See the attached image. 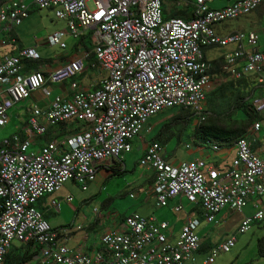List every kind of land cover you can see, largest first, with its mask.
Returning a JSON list of instances; mask_svg holds the SVG:
<instances>
[{
  "label": "built area",
  "instance_id": "built-area-1",
  "mask_svg": "<svg viewBox=\"0 0 264 264\" xmlns=\"http://www.w3.org/2000/svg\"><path fill=\"white\" fill-rule=\"evenodd\" d=\"M226 2L221 7L212 3ZM92 3L93 7H90ZM264 0H194L190 18L166 17L163 0H5L0 5V49L16 46L14 32L33 9L52 10L67 23L66 31L50 35L48 44L68 48L66 35L89 38L61 65L47 71L35 47L0 54V127L10 122L9 110L41 91L45 104H35L17 132L0 141V264L13 242L37 251L24 264H184L203 245L201 219L213 223L224 209L242 211L252 203L255 212L245 216L235 235L209 250L202 264H211L221 252H229L237 235L264 221V158L248 137L238 138L236 154L226 169L208 166L204 159L174 164L165 158V147L148 143L140 163L154 172L153 193L157 207L194 203L178 233L156 216L133 213L121 224L105 228L94 247L87 240L70 247L72 234L82 226L54 227L38 201L59 192L69 180L88 185L97 179L104 163L122 162L133 149L132 141L156 114L173 108L191 110L199 122L210 115L207 95L216 87L210 48L234 46L223 55L221 71L226 79L255 75L257 93L252 105L264 121V51L256 31L220 34L216 26L256 10ZM103 13V15H101ZM100 17L97 19V17ZM101 73L95 87L87 88L80 75L91 55ZM69 84V93H53L52 86ZM51 87V88H50ZM77 123L68 128L69 123ZM66 130L64 133L63 130ZM46 144L30 151L37 139ZM217 143L211 148L221 150ZM65 201L72 203L73 195ZM60 201L52 199L51 205ZM89 234L85 236L88 238Z\"/></svg>",
  "mask_w": 264,
  "mask_h": 264
},
{
  "label": "rangeland",
  "instance_id": "rangeland-1",
  "mask_svg": "<svg viewBox=\"0 0 264 264\" xmlns=\"http://www.w3.org/2000/svg\"><path fill=\"white\" fill-rule=\"evenodd\" d=\"M194 0H164V3L168 11H174L175 6L178 8H186ZM226 2L212 3L214 7H221ZM93 7L92 3L89 4ZM193 9V8H192ZM250 23L256 22L252 25L256 32L259 33V43L264 45V3L260 5L256 10L252 11L246 16H242L235 20H226L216 26V30L227 31L229 29H235L238 22ZM66 28L65 22L55 17L52 10L45 9H33L30 15L23 21V23L16 28V32L20 38L23 46L35 47L41 56L40 61L34 62L33 66L40 67L45 63H50L55 59L69 53L72 46L77 41L71 35H67L65 40L68 44V48L62 49L59 46H50L48 44V38L58 30H64ZM259 45V44H258ZM234 46L226 48H211L207 50L208 58L218 59L219 56L224 55L233 49ZM9 51V47L0 49L3 53L4 50ZM214 59V60H215ZM87 74L84 76V82L89 83L91 78L100 77L101 73L98 69L92 68L88 61ZM216 87L225 85L230 90L226 93L227 96L224 100H220L214 109H210V114L215 112L223 115H228L235 111L237 102V92H242V95L251 97L252 91H243L235 86L233 81V88L229 86L231 80L226 79V76L221 71V65L218 68V72L213 73ZM58 86V85H55ZM54 86H52L53 89ZM51 88V87H50ZM37 96L42 97V92L37 91L32 94L31 97L22 100L14 105L9 110L10 122L6 127H0V141L2 139L10 137L14 132H17L21 122L27 119L28 110L35 104H40ZM210 97L208 94L207 98ZM181 111L180 107L164 110L155 116L151 117L148 122L143 126L139 136L135 137L132 141L133 149L131 152L124 154V162L126 165L125 172L123 174H112L105 178L103 172L97 175L95 182L88 185L86 191L82 190V185L76 183L74 180H69L64 184L62 189L52 196H47L43 200L36 203V207L39 210L46 212L49 223L54 227H71L82 226V230L76 231L69 239L68 245L70 247H78L81 242L87 240L88 246L86 249L94 247L96 244L97 235L105 228H110L117 224H121L124 218L133 213L152 214L155 215L158 220H167L170 222L171 230L178 233L183 225L181 219L187 216L189 212L185 209L182 211H172L169 207H157L152 203H143L142 194L139 192L142 187L148 188L151 170H148L140 163L142 157V150L144 147L154 141L159 134H161L160 143L165 147L166 155L171 163H180L188 161L190 157V151L193 152L196 145L199 143L197 137L193 135L194 123L199 122L198 117L189 126H186L184 120L172 122L170 119L177 115L175 113ZM242 114L241 110H237L234 113L235 117H239ZM179 123V124H177ZM77 123H69L68 128H73ZM46 137L37 139V145H32L30 151L38 150L41 145L46 144ZM206 147H209L207 145ZM227 166L221 163L215 166L219 171L224 170ZM153 172V171H152ZM68 195L74 196V201L68 203L65 198ZM52 199L60 201L58 206H52ZM185 207L189 211L194 203L184 200ZM255 209L252 203L244 208L242 211H231L229 208L222 210L217 215V220L213 223H206L204 219H201V226L199 228V234L201 238H205V246L209 248L215 246L225 238L235 235L238 227L245 216H252ZM93 220L98 221L94 225ZM94 228L93 226H96ZM90 234L88 238H85V234ZM264 235V221L260 223H254L250 231L238 234L236 246L229 252H221L211 264H264V260L258 257L257 243L258 238ZM19 246L18 242H13L12 248ZM209 251H203L196 253L192 259L187 260L184 264H202L207 258Z\"/></svg>",
  "mask_w": 264,
  "mask_h": 264
},
{
  "label": "trees",
  "instance_id": "trees-1",
  "mask_svg": "<svg viewBox=\"0 0 264 264\" xmlns=\"http://www.w3.org/2000/svg\"><path fill=\"white\" fill-rule=\"evenodd\" d=\"M4 1L5 0H0V5ZM192 8L191 4L187 5L186 8H178L175 6V10L172 12L167 10V7L164 3V13L167 18L176 16L190 18L193 15ZM78 47H82L86 51H90L92 43L89 38L83 37L78 40V43L75 44L74 50L77 51ZM223 60L224 58L220 57L211 61L213 65L212 73L218 72V68L222 64ZM33 63H31V66L34 65ZM96 64V57L94 56V54H92L89 59V65L92 68H95ZM229 86L231 87V89L233 88V81H230ZM228 90H230V88L225 85H221L215 87L212 91H210L208 93L210 94V97L207 98V105L209 106V108L214 109V107L217 106L220 100H224L227 97L225 96V91L227 93L229 92ZM236 94L237 95L235 96H237V104L236 106H234L235 111H233L232 113H228V115H223L218 112H215V114L211 113L205 121L194 123V125L193 122L196 119L194 113L189 109L180 108L181 111L175 113L177 115H174L170 119V121L179 122V120H184L186 126H189L191 124L192 126L194 125L193 135L197 137V140L199 142L198 144L208 145L210 143H218L222 145H230L238 138L246 137L250 125L257 120H261V117L258 115V113H256L252 105L253 95H251V97H248L247 95H242L241 91L237 92ZM237 110H241L242 112L239 117L234 116V113H236ZM160 139H162L161 134H159L157 138L154 139V141L161 142L162 140ZM117 164H119V166L111 167L112 174H123L125 172V168H121L120 165H123L124 161ZM43 212L45 214V217L47 218L46 212ZM207 247L205 245H202L199 252L206 251ZM257 251L258 257L264 260V235L258 238ZM35 253H37V251H34L32 249V246L30 245L14 246L7 254L4 264H24L25 262L30 260Z\"/></svg>",
  "mask_w": 264,
  "mask_h": 264
},
{
  "label": "crops",
  "instance_id": "crops-1",
  "mask_svg": "<svg viewBox=\"0 0 264 264\" xmlns=\"http://www.w3.org/2000/svg\"><path fill=\"white\" fill-rule=\"evenodd\" d=\"M64 22H65V26L67 28V23H66V21H64ZM255 24H256V22L253 21L252 23H250L251 27H249V24L248 23H244V21H243V23L242 22H238L237 23V27L235 29L233 28V29H229L227 31H223V30H217V31L220 34H223V35L224 34H228L229 32H232V31H247V32L248 31H256L255 28L252 26V25H255ZM66 28L64 30H58V31H66ZM14 34H15V36L18 39L16 46L9 47V51H7L5 49L3 51V53L17 52V50L19 48L26 47V46L22 45L16 30H15ZM259 39H260V36H259ZM76 43H78V40L74 43V45L72 46L71 51L69 53L67 52V54L59 57L58 59H55L54 61H52L50 63H46L48 65L47 71H50L53 68L61 65L63 62L66 61L68 56L73 55L76 52V50H74V46H75ZM261 43L262 42H260V43L258 42V44H259L258 48H259V50L264 51V45L262 46ZM30 47H32V46H30ZM0 54H1V52H0ZM206 56L208 58L207 51H206ZM220 57H223V55L219 56L218 58H220ZM215 58L216 57L208 58V59L214 60ZM87 72H88V70H86L83 74H81L80 75V79L83 81L84 85L87 86V88L93 89L95 87V82H96L97 77H93V78H91V81L89 83H85L84 82V77H85L84 75L87 74ZM254 78H255V75H247L242 80L234 81L236 83L235 86L238 87L239 89H242L243 91H249L250 90V91H252V95H254L255 93H257L259 91L257 89V86H256ZM53 93H55V94L56 93L68 94L69 93V84L65 83L63 85L54 86L53 87ZM37 99H38V101H40V105H44L45 104L46 98L43 97V94H42V97L37 96ZM26 115L28 116L29 114H26ZM253 125L254 124L250 125L248 133H247V137L252 141L253 149L259 155H261L262 158H264V121H262L261 128L258 129V130L254 129ZM63 132L65 133L66 130L64 129ZM235 154H236V146L234 144L223 146L221 148V150L218 151V152H214L212 150L211 146L206 147L205 144H197L195 150L193 152L190 151V157L188 158V160L204 159L208 166H210V165L218 166L221 163H224V164L227 165V166H225L227 168V167H229L231 165ZM165 158L168 160L166 153H165ZM168 161L171 162L170 160H168ZM178 163H174V164H178ZM117 166H119V164H117V162H115V161L104 163L102 166L99 167V171H98L97 175L99 173L103 172L104 175H105V178H107V177L111 176V174H112L111 167H117ZM120 167L126 169V165H122L121 164ZM226 168H224V169H226ZM151 173H152V175L150 176V179L148 180V182H149L148 188L142 187L139 192H141V194H142V202L143 203H152L154 206H156V200H155V196H154L153 189H152L154 172L151 171ZM184 200L185 199H181V201H182V203L184 205V209H185L186 212L190 213L192 211L193 207L188 211L186 209V207H185ZM179 202H180V199L172 200L170 202V205L168 206L169 209L173 211L174 207ZM189 213H188L187 216L185 215V217H183L181 219V222L184 223L185 219L187 217H189ZM143 215L144 216H155V215H152V214H148V215L143 214ZM165 221H167V220H165ZM93 222H94V225H95L96 220H93ZM169 224H170V222H169ZM58 227H61V226H58ZM96 227H97V225H96ZM170 231L172 233H176L175 231L171 230V225H170ZM86 235L87 234H85V236ZM89 236H90V234H89ZM202 240H203V245H205V242H204L205 238L203 237ZM207 249L209 251L208 247L206 248V251H207Z\"/></svg>",
  "mask_w": 264,
  "mask_h": 264
},
{
  "label": "clouds",
  "instance_id": "clouds-1",
  "mask_svg": "<svg viewBox=\"0 0 264 264\" xmlns=\"http://www.w3.org/2000/svg\"><path fill=\"white\" fill-rule=\"evenodd\" d=\"M257 121H258V120H257ZM255 122H256V121H255ZM255 122H254V123H255ZM254 123H253V124H254ZM246 137H247V136H246ZM158 142H159V141H158ZM234 142H235V141H234ZM234 142H233L232 144H234ZM212 144H213V143H210V144H208V145L211 146ZM217 144H218V143H217ZM219 145L222 146V147H223V146H227V145H222V144H219ZM206 146H207V145H206ZM222 147H221V148H222ZM123 161H124V159L122 160V162H123ZM188 161H189V160H188ZM117 163H121V162H117ZM124 163H125V162H124ZM123 165H125V164H123ZM210 166H214V165H210ZM214 167H215V166H214ZM215 168H216V167H215ZM96 223H98V221H96ZM96 223H95V224H96ZM98 224H99V223H98ZM93 227L95 228L96 226H93ZM87 234H88V233H87Z\"/></svg>",
  "mask_w": 264,
  "mask_h": 264
},
{
  "label": "snow or ice",
  "instance_id": "snow-or-ice-1",
  "mask_svg": "<svg viewBox=\"0 0 264 264\" xmlns=\"http://www.w3.org/2000/svg\"><path fill=\"white\" fill-rule=\"evenodd\" d=\"M101 15H103V13H101ZM100 17L98 16L97 19H99Z\"/></svg>",
  "mask_w": 264,
  "mask_h": 264
}]
</instances>
